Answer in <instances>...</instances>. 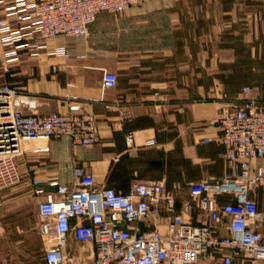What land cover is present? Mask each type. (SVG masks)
I'll return each mask as SVG.
<instances>
[{"label": "crops", "instance_id": "0c3cea01", "mask_svg": "<svg viewBox=\"0 0 264 264\" xmlns=\"http://www.w3.org/2000/svg\"><path fill=\"white\" fill-rule=\"evenodd\" d=\"M59 48L69 57L54 55ZM104 72L118 76L114 89L102 88ZM0 77L25 98L24 115L68 114L76 104L96 118L100 133L88 150L51 141L49 153L18 159L22 183L0 190V252L39 236L38 202L54 192L50 183L69 186L75 166L124 195L135 184H162L171 208L140 226L165 233L169 218L185 213L191 184L230 171L217 141L219 110L240 103L246 87L264 106V0H137L123 15H100L87 39L49 41L38 56L23 53L12 65L0 41ZM151 140L156 145L146 147ZM252 167L264 171V160ZM35 190L45 195L37 198ZM251 197L264 215V185ZM184 218L213 226L196 208ZM214 228L220 238L230 236L226 223ZM85 248L71 237L65 255L85 260ZM235 264L252 263L237 256Z\"/></svg>", "mask_w": 264, "mask_h": 264}, {"label": "built area", "instance_id": "2783aa9c", "mask_svg": "<svg viewBox=\"0 0 264 264\" xmlns=\"http://www.w3.org/2000/svg\"><path fill=\"white\" fill-rule=\"evenodd\" d=\"M136 1L0 0V6H5L0 19L4 62L15 64L23 53L38 56L47 42L58 38L87 39L100 15H123ZM53 54L69 57L65 48ZM117 84L116 74L104 72V91ZM241 94L244 99L222 107L216 119L217 141L224 148L229 173L189 187L190 202L184 214L196 208L213 226H194L181 214L169 218L165 233L143 232L141 223L158 217L162 207L170 209L173 203L162 184H135L124 195L98 185L86 168L75 166L69 186L52 182L54 192L34 191L37 198L45 195L37 204L40 234L48 244L45 264H67V260L69 264H235L237 256L264 264V215L251 197L264 185L263 169L254 172L252 167L264 160V106L252 98L251 88H244ZM24 99L17 90L0 87V190L22 183L18 159L28 152L49 153L51 141L85 150L100 142L96 118L82 113L80 105L71 104L68 114L24 115ZM126 143L132 147L133 137ZM155 145L151 140L145 146ZM225 223L230 236L220 238L214 226ZM71 237L87 247L85 260L67 259L65 250Z\"/></svg>", "mask_w": 264, "mask_h": 264}, {"label": "rangeland", "instance_id": "374dc122", "mask_svg": "<svg viewBox=\"0 0 264 264\" xmlns=\"http://www.w3.org/2000/svg\"><path fill=\"white\" fill-rule=\"evenodd\" d=\"M0 87H2L1 77ZM46 240L41 234L26 236L19 250L0 252V264H45L44 254L48 245ZM67 264H69L68 260Z\"/></svg>", "mask_w": 264, "mask_h": 264}]
</instances>
